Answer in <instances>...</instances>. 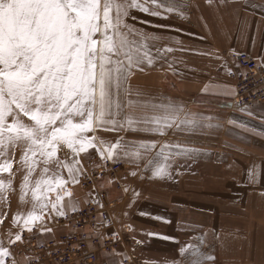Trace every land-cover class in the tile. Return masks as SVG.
Instances as JSON below:
<instances>
[{"label": "crops", "instance_id": "crops-1", "mask_svg": "<svg viewBox=\"0 0 264 264\" xmlns=\"http://www.w3.org/2000/svg\"><path fill=\"white\" fill-rule=\"evenodd\" d=\"M137 2L149 13L129 8L115 39L127 43L123 51L147 53L152 64L133 67L114 87L113 115L84 133L94 148L60 154L54 174L46 171L41 184H29L24 200L14 198L8 227L64 232L55 225L57 198L67 213L101 202L104 190L106 214L127 237L111 260L131 254L141 264H191L192 249H182L192 245L215 257L205 264H264V104L236 107L232 78L242 72L234 53L264 60V0H183L187 6L172 12L164 0ZM108 162L123 165L122 188L109 179L81 185L85 169ZM158 166H166L165 175H154Z\"/></svg>", "mask_w": 264, "mask_h": 264}, {"label": "snow or ice", "instance_id": "snow-or-ice-1", "mask_svg": "<svg viewBox=\"0 0 264 264\" xmlns=\"http://www.w3.org/2000/svg\"><path fill=\"white\" fill-rule=\"evenodd\" d=\"M164 2L170 4L168 12L178 6H187L183 5V0ZM132 7L149 13V8L137 0L128 3H116L115 0H0V155L7 145L16 142L28 146L23 157L26 163L29 152L33 157L37 151L47 159L56 157L60 143L74 154L95 147L84 133L92 130L97 121L103 122L106 114L113 115L110 110L114 87H118L121 80H127L133 67L145 61L153 62L147 53L133 55L130 49L123 51L128 47L127 43L123 38L115 39L122 17ZM150 14L160 16L158 11ZM121 55L126 63L113 60ZM169 111L178 118V109L169 106ZM21 113L34 123L25 125L20 119ZM9 116L13 117L11 123ZM74 117H79L78 123H74ZM57 120L60 127H53ZM128 123L131 126L133 121L129 119ZM181 123L200 126L196 120ZM118 144L119 141L113 149ZM115 154L109 150L107 158L112 159ZM100 155L103 157L104 153ZM10 169V163L0 164V171ZM165 174L166 166H158L154 172L156 176ZM3 186L0 181V187ZM62 200L63 197H58L57 203L52 205V210L61 217L66 215ZM76 210L75 206L71 207V211ZM35 219L37 217L29 215L30 221ZM20 239L17 235L16 240ZM188 248L192 249L194 257L191 264H205V261L215 259L192 245L182 252ZM10 255L7 248L0 246V264H6Z\"/></svg>", "mask_w": 264, "mask_h": 264}, {"label": "built area", "instance_id": "built-area-1", "mask_svg": "<svg viewBox=\"0 0 264 264\" xmlns=\"http://www.w3.org/2000/svg\"><path fill=\"white\" fill-rule=\"evenodd\" d=\"M241 73L232 74L235 86V106L247 108L264 104V60L259 61L247 52L233 54ZM123 165L108 162L104 168L85 169L81 185L84 188L95 186L100 180L116 181L122 188L120 176ZM107 192L100 193L101 202L92 201L75 212L69 211L58 217L56 226L66 227L61 233L49 232L38 225L21 229L16 236L9 238L7 249L11 253L6 264H141L131 254H123L114 261L110 256L118 255L127 243V237L116 229L111 214H106ZM48 234V235H47ZM14 241V243H13Z\"/></svg>", "mask_w": 264, "mask_h": 264}, {"label": "rangeland", "instance_id": "rangeland-1", "mask_svg": "<svg viewBox=\"0 0 264 264\" xmlns=\"http://www.w3.org/2000/svg\"><path fill=\"white\" fill-rule=\"evenodd\" d=\"M9 118L8 122L11 123V116H9ZM20 119L28 126H31L34 123L29 117L23 116L22 113L20 114ZM73 121L74 123H78L79 117H74ZM53 127H60V121L57 120ZM49 130L51 131V128ZM57 147L58 150L56 157L52 159H47L46 157L41 156L38 151L33 157L31 152H29L27 163L23 157L28 146L22 142L7 145L3 155H0V164H4L5 162L11 164L10 171H0V181H3L4 185L3 187H0V246L7 248L6 245L8 239L14 237L22 229V227L20 230L8 227L9 210L13 207L15 201L14 198L18 197L16 202L24 200L21 196L23 195L24 190L28 188L29 184H41L40 176L43 174L46 175V171L53 174L55 173V161L58 160L59 162L61 160L60 154L67 156L71 152V150L63 143H60ZM26 177L27 183L25 182ZM51 177L54 176L51 175ZM109 207L111 206L108 204V208ZM57 219L58 218H56V221Z\"/></svg>", "mask_w": 264, "mask_h": 264}]
</instances>
